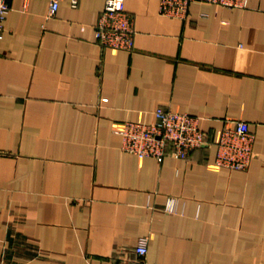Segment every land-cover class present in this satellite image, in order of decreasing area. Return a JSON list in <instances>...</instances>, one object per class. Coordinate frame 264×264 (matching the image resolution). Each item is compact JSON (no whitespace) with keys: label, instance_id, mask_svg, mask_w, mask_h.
Here are the masks:
<instances>
[{"label":"crops","instance_id":"crops-1","mask_svg":"<svg viewBox=\"0 0 264 264\" xmlns=\"http://www.w3.org/2000/svg\"><path fill=\"white\" fill-rule=\"evenodd\" d=\"M105 0H10L0 41V264H264V0L243 8L123 0L133 50L102 48ZM162 107L199 118L209 144L138 158L115 122ZM245 121V170L214 140ZM168 197L177 199L168 213Z\"/></svg>","mask_w":264,"mask_h":264},{"label":"built area","instance_id":"built-area-1","mask_svg":"<svg viewBox=\"0 0 264 264\" xmlns=\"http://www.w3.org/2000/svg\"><path fill=\"white\" fill-rule=\"evenodd\" d=\"M61 0H48L49 14L59 8ZM80 0H70V6L76 7ZM192 1H203L228 8H243L248 0H159V12L166 16L184 17ZM10 0H0V41L4 35V21L10 9ZM94 37L102 48L133 50L135 29L131 15L124 9L123 0H105L100 12ZM155 121L146 123L141 120H123L115 122L113 133L121 138V148L138 158L153 157L157 160L169 155L186 158L195 149L209 144L199 126V118L158 107L154 111ZM254 134L245 121H234V125L224 128L216 136L215 162L229 169L245 170L254 156ZM177 199L168 197L164 210L176 212ZM147 237H140L134 247L135 263L148 264Z\"/></svg>","mask_w":264,"mask_h":264}]
</instances>
